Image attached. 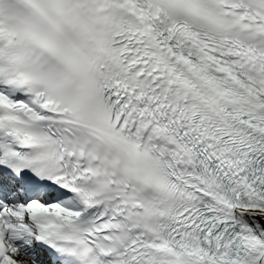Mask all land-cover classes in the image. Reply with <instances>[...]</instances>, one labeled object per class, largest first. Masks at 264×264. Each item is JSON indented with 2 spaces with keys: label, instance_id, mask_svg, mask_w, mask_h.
Listing matches in <instances>:
<instances>
[{
  "label": "snow or ice",
  "instance_id": "6c2138e0",
  "mask_svg": "<svg viewBox=\"0 0 264 264\" xmlns=\"http://www.w3.org/2000/svg\"><path fill=\"white\" fill-rule=\"evenodd\" d=\"M0 264H264V0H0Z\"/></svg>",
  "mask_w": 264,
  "mask_h": 264
}]
</instances>
